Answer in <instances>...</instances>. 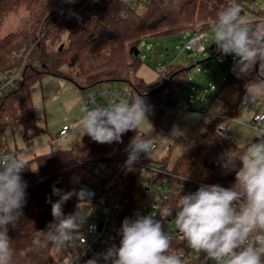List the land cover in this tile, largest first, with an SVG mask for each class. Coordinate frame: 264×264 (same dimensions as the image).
I'll return each instance as SVG.
<instances>
[{"label":"trees","instance_id":"1","mask_svg":"<svg viewBox=\"0 0 264 264\" xmlns=\"http://www.w3.org/2000/svg\"><path fill=\"white\" fill-rule=\"evenodd\" d=\"M137 1L141 9L130 8L128 0H0V28L17 9L25 8L29 14L24 29L0 36V74L25 64L22 81L0 102V131L22 128L27 148L31 147V140L42 133L36 121L31 88L47 76L72 81L82 90L107 82L127 83L147 105L162 100L161 94L167 91L183 90L190 70L198 63L192 67L175 65L166 74L159 75L156 81L147 83L137 75L143 63L139 49L141 41L147 35L155 38L183 37L194 32L197 23L202 24L204 31H209L216 13L229 0H151L150 4L144 0ZM252 1L237 0L246 18ZM67 8L77 10L76 15L69 19L62 17L60 11ZM80 20L89 23L84 26ZM249 21L253 24L264 22V11L256 10L254 18ZM64 31H67V44L63 42ZM48 43L53 46L52 50ZM213 49L219 55L220 51L216 47ZM137 50L139 55H136ZM260 81H264V70L259 71V68L239 78L236 72L231 71L225 87L237 92L236 109L246 95V87ZM175 82L180 83V87ZM168 100L173 101L174 98ZM162 114L163 111L158 110L156 120ZM221 123L222 119H213L206 131L176 158L170 167L175 174L225 188L234 185L236 170L241 166L237 157L246 146L222 137L217 132ZM150 133H140L138 128L127 131L125 149L111 156H128L126 149L133 138H152ZM91 141L88 149L55 148L50 154L28 162L22 171V180L27 185L26 203L16 227L9 225L8 231L15 253L13 264H56L72 251H59L61 257L57 258L54 246L36 248L32 240L36 231H46L53 222L49 201L59 199L53 195V187L63 193L80 191L82 180L92 174L96 165L90 159L109 156V143ZM170 153L171 150L164 158L165 167H169ZM33 163L36 171L32 169ZM139 176L126 187L124 202L127 208L135 206L146 196ZM79 203L73 195L62 205L63 214L80 211L84 215V206L78 209ZM83 227L84 223L79 235ZM99 264L106 262L102 260Z\"/></svg>","mask_w":264,"mask_h":264},{"label":"clouds","instance_id":"2","mask_svg":"<svg viewBox=\"0 0 264 264\" xmlns=\"http://www.w3.org/2000/svg\"><path fill=\"white\" fill-rule=\"evenodd\" d=\"M237 0L216 13L210 28L218 51L233 54L237 77L249 75L259 64L264 70V22L253 24L242 15ZM200 36L189 41L187 48L199 46ZM264 97V81L246 87L244 104H254ZM148 106L136 95L106 105L85 106L78 121L80 130L97 143L121 142L122 134L137 128L147 120ZM215 110L212 115H215ZM209 117L205 118L209 122ZM252 140L238 155L240 167L230 188L201 185L195 192L181 195L177 209L164 208L160 216L170 217L180 238L197 253H204L214 264H264V125L251 128ZM184 133L174 126L173 137ZM257 138L258 142H253ZM153 141L134 137L125 162L131 170L141 153L151 150ZM228 164L229 161L227 160ZM28 165L24 155H0V264H13L14 248L8 235L9 225L16 227L26 203V183L21 173ZM51 202L53 222L46 231H36L32 244L36 248L54 246L58 251L75 250L80 241V229L86 219L80 211L64 215L62 205L73 195L81 205L88 206L91 193L86 189L63 193L53 187ZM91 213L89 212L88 215ZM119 247L109 248L102 259L106 264H184L180 255L169 251L171 237L165 233L160 219L154 215L125 218L121 227ZM79 256L72 254L69 264H78ZM86 264H99L96 258Z\"/></svg>","mask_w":264,"mask_h":264},{"label":"built area","instance_id":"3","mask_svg":"<svg viewBox=\"0 0 264 264\" xmlns=\"http://www.w3.org/2000/svg\"><path fill=\"white\" fill-rule=\"evenodd\" d=\"M90 1V0H85ZM146 4H150L151 0H144ZM261 1L253 0L248 5V19L254 18V12L258 10ZM128 5L132 9H141L142 6L137 0H128ZM77 10L67 8L60 11V15L65 19H69L76 15ZM92 19L90 22H92ZM86 26L89 21L83 22ZM200 36L198 47L189 49L186 47L189 41L194 37ZM149 38H144L139 49L147 47L146 42ZM182 43L183 50H188V58H195L196 54L204 55L209 52V45L207 32L202 28H197L194 32L183 36ZM217 48L214 43L211 48ZM222 54L221 52L219 55ZM228 55V54H227ZM229 62H233L228 55ZM177 59V57H176ZM169 64H162L156 67L158 75H164L175 66V62ZM25 64L16 67L13 70L3 72L0 74V102L7 97L22 81ZM194 91V88H193ZM182 91H167L161 94L163 99L156 102L152 106L157 110H175L178 108L177 100L182 98ZM136 94L129 86L125 89L118 85H97L84 90L83 104L91 106L92 104L106 105L120 100H130ZM173 97V101L168 98ZM261 102L259 98L254 104L241 103L236 111L238 117L220 116L222 123L218 126L217 132L228 140H234V135L229 132L230 123H235L238 126H245L252 128L255 125H264V112L260 110ZM172 128L155 126L150 132L152 138L147 136L146 140H152L153 144L148 153H141L139 159L134 163L131 170H129L125 162L128 156L115 158H100L91 159L96 162L92 174L86 176L80 186L81 189H86L91 193L88 206H84V214L86 219L84 221L83 231L81 233L80 241H77V247L72 249L70 253L61 258L56 264H69V257L72 254L78 255V264H86L89 259L96 258L102 261V255L111 247H119L121 240V227L125 218L135 219L138 216L154 215L160 219L164 227L165 233L171 237L170 252L180 255L184 264H214V261L207 260L204 253H197L191 249L186 241L180 238L178 229L172 220L175 217V210L170 217H161L160 213L164 208L177 209L181 195L195 192L201 185H213L208 182L189 179L178 174H175L170 167L164 166L165 154L171 149H177L185 140L183 138L176 144L171 143ZM72 132L69 125H64L60 132L53 138L51 145L55 149V144L63 139H67ZM5 137L1 138L4 142ZM162 146L165 149L161 150ZM129 147L126 149L128 153ZM6 147H0V155H9ZM140 174V176H139ZM136 176L142 179V188L146 192L144 199L138 201L135 206L127 208L125 192L126 187ZM91 213L88 215V213Z\"/></svg>","mask_w":264,"mask_h":264},{"label":"rangeland","instance_id":"4","mask_svg":"<svg viewBox=\"0 0 264 264\" xmlns=\"http://www.w3.org/2000/svg\"><path fill=\"white\" fill-rule=\"evenodd\" d=\"M28 19L29 14L25 8L15 10L1 26L0 36L4 37L9 33L21 31L26 27ZM195 28H203V26L197 23ZM206 32L208 42L210 43L209 52L204 55L196 54L194 59L188 58V50H183L182 46L184 39L179 36L155 38L147 35L145 37L149 38L146 42L147 47L140 50V59L143 63L137 75L147 83H152L159 77L156 67L162 64H169L176 57L175 64L177 66L192 67L198 63L196 68L190 70L187 84L181 90L182 98L179 99V104L177 103L180 111L160 109L163 111L162 117L156 120L158 110L150 106L146 113L147 120L142 122L138 127L140 133H147L155 126L172 129L174 126H178L184 133L182 136H172L171 138V143L173 144H176L182 138L185 141L177 149H171L168 162L169 167H172L176 158L199 135L206 131L207 125L213 119H221L220 116H229L228 114H234L235 112V115H238L236 111L237 92L233 88L225 87L226 78L233 70L237 58L233 54H228L233 60L231 63L227 54L216 55L215 50L211 48L212 44H214L212 42V30ZM63 42L67 44V31H64ZM48 46L50 50L53 49L50 43H48ZM105 84L118 85L129 89L127 83L107 82ZM175 85L180 87V83L175 82ZM31 95L35 107L37 125L42 130L41 135L31 140L34 146L47 145L51 142V138H54L65 124H68L72 128V132L67 139L58 141L54 145L55 148L63 150L74 147L77 149H88L91 146V137L83 134L78 124L82 110L85 107L83 104L84 90L72 81L47 76L43 81L31 88ZM259 100L261 102L260 110L264 112V97H260ZM159 101L161 102L162 100ZM214 110L216 114L212 115ZM206 117L210 118L209 122L205 121ZM229 132L234 135V141L239 146H247L252 140L253 134L249 127L230 123ZM24 134L25 132L22 128L15 131L9 128L3 132L0 131V147H7L12 154H16V150H18L19 154L28 152ZM2 137L6 138L4 142L1 141ZM256 139L253 138V142ZM126 144L127 137L125 132L122 134L121 142L110 143L109 156L93 159L115 158L111 155L123 151ZM163 149H165V146H162L161 150ZM32 168L34 171L37 170L34 164H32ZM54 255L57 258L61 257L58 250H55Z\"/></svg>","mask_w":264,"mask_h":264},{"label":"crops","instance_id":"5","mask_svg":"<svg viewBox=\"0 0 264 264\" xmlns=\"http://www.w3.org/2000/svg\"><path fill=\"white\" fill-rule=\"evenodd\" d=\"M258 10H263L264 11V1H262L260 3V6H259ZM235 113L234 114L231 113V114H228V115L231 116V117H238V115H235ZM65 125H68V124H65ZM52 140H53V137L51 138V142H52ZM51 142H49L47 145H44V146H34V144L32 143L31 147L27 148L28 152H24L21 155H24V159H25L26 162H33V160L36 157L43 156V155H48L54 150L53 146L51 145ZM8 151H9L10 154H12V152L9 149H8ZM16 154H19L18 150H16ZM33 164L35 165V163H33Z\"/></svg>","mask_w":264,"mask_h":264},{"label":"water","instance_id":"6","mask_svg":"<svg viewBox=\"0 0 264 264\" xmlns=\"http://www.w3.org/2000/svg\"><path fill=\"white\" fill-rule=\"evenodd\" d=\"M136 55H139V50L136 51ZM259 64L257 63L256 69L258 70ZM255 142H258V139L255 140Z\"/></svg>","mask_w":264,"mask_h":264}]
</instances>
